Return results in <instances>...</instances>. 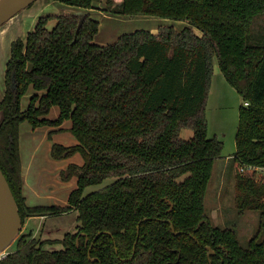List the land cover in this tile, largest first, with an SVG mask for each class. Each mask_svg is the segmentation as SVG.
Wrapping results in <instances>:
<instances>
[{
	"label": "trees",
	"instance_id": "1",
	"mask_svg": "<svg viewBox=\"0 0 264 264\" xmlns=\"http://www.w3.org/2000/svg\"><path fill=\"white\" fill-rule=\"evenodd\" d=\"M52 1L77 11L41 16L25 42L11 43L0 101V169L22 225L29 217L71 210L78 225L61 239L18 235L0 264H264V174L253 169L264 168V0H122L106 11L188 26L135 30L106 45L93 42L99 23L87 12L100 0ZM78 11H86L79 28ZM49 20L55 21L51 29ZM214 60L241 99L235 205L238 214L259 212L246 249L233 230L213 226L204 213L213 164L223 148L207 136ZM30 85L44 94H33L21 110ZM52 106L59 117L39 119ZM67 119L79 144H55L51 155L81 154L83 165H70L61 174L63 179L76 175L77 188L64 207H28L19 124L36 128ZM183 129L192 131L190 139L181 138ZM109 178L115 179L110 185L84 195ZM207 247L214 252L209 258Z\"/></svg>",
	"mask_w": 264,
	"mask_h": 264
},
{
	"label": "crops",
	"instance_id": "2",
	"mask_svg": "<svg viewBox=\"0 0 264 264\" xmlns=\"http://www.w3.org/2000/svg\"><path fill=\"white\" fill-rule=\"evenodd\" d=\"M121 1L122 0H118V4H120ZM49 6H54L55 12H48L47 9ZM102 6H105L102 1L100 3H94L93 9L87 11L90 13V17L99 23L98 33L93 39V42L97 45L111 44L115 42L121 34L132 33L135 30H146L151 33H156L159 27L168 26L170 24L169 20L156 18L154 16L136 15L131 17L107 11L104 12ZM95 8L103 12L95 11ZM70 11H77V9L52 0H37L29 7L16 14L15 23L13 25L10 24L3 33H0V101L5 92V70L7 61L10 57L11 43L19 38L25 42L27 34L35 28L41 16L50 15L49 13L58 14ZM96 14L98 16H95ZM102 19H109L108 21L111 22L109 28L110 30L116 31L115 35L111 36L110 33L105 37L99 35ZM53 22L55 23L54 20ZM128 27L132 30L124 32L123 30L129 29ZM14 30L15 36L12 35ZM33 94H38L40 96L44 94V91L36 92L30 85L27 92L21 98V110H25L28 107L29 99ZM58 117L59 108L57 106H52L49 112L39 119L55 121ZM71 127L72 122L69 119L64 120L58 125L46 124L36 128H33L27 121H23L19 124L18 145L20 174L22 180V196L26 206L64 207L68 203L70 193L77 188L76 175L63 179L61 174L67 172L70 165L82 166L84 160L81 154L76 152L69 157L61 159H55L51 155L52 146L55 144L64 147L79 144L75 136L71 133ZM89 188L91 187L85 189L84 195L87 194ZM58 216L59 215L34 216L27 218V222L30 220H39L43 223Z\"/></svg>",
	"mask_w": 264,
	"mask_h": 264
},
{
	"label": "rangeland",
	"instance_id": "3",
	"mask_svg": "<svg viewBox=\"0 0 264 264\" xmlns=\"http://www.w3.org/2000/svg\"><path fill=\"white\" fill-rule=\"evenodd\" d=\"M101 1L105 5L102 6L104 12H106V10L109 11V9L118 5V0H112L113 2L110 7L105 3V0H100L96 3H100ZM47 10L48 12H55L54 6H49ZM94 10L103 12L98 8H95ZM49 14L54 15V13ZM95 16L98 15L96 14ZM154 17L160 18L157 16ZM108 20L109 19L101 20L102 26L99 35L103 37L107 36L109 33L111 36L116 34V31L110 30L109 24H111V22ZM169 21L170 24L168 26L173 27L177 31L188 26L186 22L173 20ZM14 23L15 16L0 26V33H3L10 24L13 25ZM53 23V20H49L47 28L51 29ZM261 24H263L261 20L256 21L253 25L254 31L258 30L259 25ZM130 30L132 29L129 28L123 31L129 32ZM195 32L199 34L198 31L195 30ZM12 35L15 36V30ZM211 84L212 87L208 95L205 110L207 119V136L208 138H217L223 143V148L221 156L215 160L213 164L211 178L205 194L204 213L213 226L219 229L233 230L239 246L242 249H246L249 240L257 232L259 212L246 210L242 214H238V210L235 205V169L233 157L235 152V133L238 125V106L241 104V99L236 91L225 81L216 60H214V71ZM180 136L182 139L188 140L192 137V131L190 129H183ZM114 180V178H109L100 185L91 186V188L87 190V194L110 185ZM77 225L78 222L76 221V212L72 210L43 223L39 220H30L27 222L26 219L18 235L30 232L31 236L35 239H61L65 233L75 232ZM14 248L15 240L0 255V258L12 251ZM60 248V245H52L51 247L53 250Z\"/></svg>",
	"mask_w": 264,
	"mask_h": 264
},
{
	"label": "water",
	"instance_id": "4",
	"mask_svg": "<svg viewBox=\"0 0 264 264\" xmlns=\"http://www.w3.org/2000/svg\"><path fill=\"white\" fill-rule=\"evenodd\" d=\"M37 0H0V26L5 24L8 20L18 14L20 11L26 9ZM86 12L78 11L79 25L81 26ZM172 210V205L169 211ZM199 226V225H198ZM22 227V219L19 209L10 186L0 169V254H2L16 239ZM171 231H174L173 225H170ZM209 258L210 254L214 252L207 247ZM2 256L1 258L5 257ZM0 258V259H1ZM96 258H90V261H96Z\"/></svg>",
	"mask_w": 264,
	"mask_h": 264
},
{
	"label": "built area",
	"instance_id": "5",
	"mask_svg": "<svg viewBox=\"0 0 264 264\" xmlns=\"http://www.w3.org/2000/svg\"><path fill=\"white\" fill-rule=\"evenodd\" d=\"M245 104H247V103H245ZM249 168H251V167H247V169H249ZM242 169H245V167H244V168H241V170H242ZM253 169H254V170H258V171H260L261 173L264 174V168H255V167H253Z\"/></svg>",
	"mask_w": 264,
	"mask_h": 264
},
{
	"label": "bare ground",
	"instance_id": "6",
	"mask_svg": "<svg viewBox=\"0 0 264 264\" xmlns=\"http://www.w3.org/2000/svg\"><path fill=\"white\" fill-rule=\"evenodd\" d=\"M9 21V20H8ZM1 255V254H0Z\"/></svg>",
	"mask_w": 264,
	"mask_h": 264
}]
</instances>
